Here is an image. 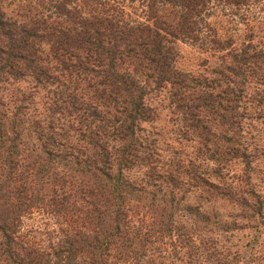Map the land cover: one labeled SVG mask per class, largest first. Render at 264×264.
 Returning a JSON list of instances; mask_svg holds the SVG:
<instances>
[{
	"label": "trees",
	"instance_id": "obj_1",
	"mask_svg": "<svg viewBox=\"0 0 264 264\" xmlns=\"http://www.w3.org/2000/svg\"><path fill=\"white\" fill-rule=\"evenodd\" d=\"M252 122L264 0H0V264H264Z\"/></svg>",
	"mask_w": 264,
	"mask_h": 264
},
{
	"label": "rangeland",
	"instance_id": "obj_2",
	"mask_svg": "<svg viewBox=\"0 0 264 264\" xmlns=\"http://www.w3.org/2000/svg\"><path fill=\"white\" fill-rule=\"evenodd\" d=\"M179 46H180V49L183 51V57H184L183 62H181V66L184 68L192 67L190 64L191 61L187 62V60H190V59L192 60V55H194V52H192L187 45L179 43ZM253 123L256 124V128H252L250 133L253 135L254 141L257 142L258 145L264 147V131L260 130L258 128V127L262 126V124L252 122V124ZM231 169H233L234 171H237L239 169L238 164H234V166H231ZM254 179L256 181V185H257L256 187L257 188L261 189L264 187V184L259 182L261 180L258 178V176L255 177ZM216 206L221 212H225L228 210V207L226 205L221 206V204L219 205V203H218Z\"/></svg>",
	"mask_w": 264,
	"mask_h": 264
}]
</instances>
